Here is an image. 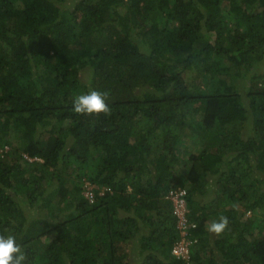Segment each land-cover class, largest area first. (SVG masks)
<instances>
[{
  "label": "trees",
  "instance_id": "trees-1",
  "mask_svg": "<svg viewBox=\"0 0 264 264\" xmlns=\"http://www.w3.org/2000/svg\"><path fill=\"white\" fill-rule=\"evenodd\" d=\"M258 69L264 0H0V234L24 264H264Z\"/></svg>",
  "mask_w": 264,
  "mask_h": 264
},
{
  "label": "clouds",
  "instance_id": "clouds-1",
  "mask_svg": "<svg viewBox=\"0 0 264 264\" xmlns=\"http://www.w3.org/2000/svg\"><path fill=\"white\" fill-rule=\"evenodd\" d=\"M106 99H107L106 94L96 91V90H90L86 93L77 95L73 99L72 111L75 114L83 115V116H89V117L99 116L103 113H107L109 110L108 105L106 103ZM85 183L87 186L85 187L86 191L84 192V195L87 197H92L94 201L95 200L94 191L97 189V187L94 185H91V183L88 181H86ZM91 186L94 187V190L92 194H90L91 196H88L86 194L88 193V190ZM174 189H171V190L169 189V193L167 196V199H170L172 202L173 200L170 198V193L171 191H174ZM180 190H185L187 192L185 196V200H186V209H187V214H188V212L190 211L189 206H188V199H187L188 190L179 188L176 191H180ZM173 208L176 214L174 202H173ZM228 223L229 222H228L227 217L221 216L218 220H213L207 226V231L215 235H220L227 229ZM180 232L182 235L181 230ZM25 261H26V255L22 251L19 243L17 242L15 235L0 234V264H24Z\"/></svg>",
  "mask_w": 264,
  "mask_h": 264
},
{
  "label": "built area",
  "instance_id": "built-area-1",
  "mask_svg": "<svg viewBox=\"0 0 264 264\" xmlns=\"http://www.w3.org/2000/svg\"><path fill=\"white\" fill-rule=\"evenodd\" d=\"M187 192L185 190L171 191L170 198L175 204L176 214L178 215L179 229L182 231V239L174 246L173 255L179 259L187 260L190 257V248L193 245V241L186 238L188 230L195 228V224L189 222L186 209V196Z\"/></svg>",
  "mask_w": 264,
  "mask_h": 264
},
{
  "label": "rangeland",
  "instance_id": "rangeland-1",
  "mask_svg": "<svg viewBox=\"0 0 264 264\" xmlns=\"http://www.w3.org/2000/svg\"><path fill=\"white\" fill-rule=\"evenodd\" d=\"M259 70H261V71H263L262 69H258V71ZM264 72V71H263ZM243 84H245V82H244V80H238V84H237V86H238V89H239V91L241 92V90L242 89H244V86H243ZM191 145V147H192V153H197V146L196 145H194V144H190ZM183 173H185V171L183 170ZM87 186V185H86ZM93 190H94V187L93 186H91L90 188H89V190H88V193L86 194V195H88V196H91L90 194H92V192H93ZM248 216H252L251 215V213H248L247 214ZM214 236H216L215 234H214ZM138 252L136 251V252H134L133 254H132V260H131V263L132 264H137L136 263V261L138 260Z\"/></svg>",
  "mask_w": 264,
  "mask_h": 264
}]
</instances>
